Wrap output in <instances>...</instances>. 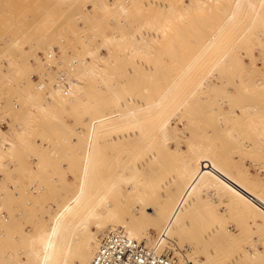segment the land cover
Returning a JSON list of instances; mask_svg holds the SVG:
<instances>
[{
  "label": "rangeland",
  "instance_id": "obj_1",
  "mask_svg": "<svg viewBox=\"0 0 264 264\" xmlns=\"http://www.w3.org/2000/svg\"><path fill=\"white\" fill-rule=\"evenodd\" d=\"M48 51L57 69L79 61L62 88L52 87L44 66ZM0 128V142L9 144L0 150V264L26 263L28 244L19 255L11 245L64 213L82 189L91 201L105 177L140 166L134 180V172L122 174L124 199H107L113 212L105 230L91 224L98 243L117 219L134 221L144 203L149 245L165 231L176 246L161 253L178 264L182 255L206 264L210 253L213 264L226 257L264 264L253 252L264 247V224L241 211L250 202L264 212L261 0H0ZM117 133L126 137L114 140ZM169 180L175 194L141 199ZM131 181L137 191L128 193ZM66 194L70 202H58ZM6 218L15 226L7 229Z\"/></svg>",
  "mask_w": 264,
  "mask_h": 264
},
{
  "label": "bare ground",
  "instance_id": "obj_2",
  "mask_svg": "<svg viewBox=\"0 0 264 264\" xmlns=\"http://www.w3.org/2000/svg\"><path fill=\"white\" fill-rule=\"evenodd\" d=\"M261 2H264V0H261ZM254 15H256V14H254ZM12 44H13V47L19 46L18 45L19 42H17V41H14ZM4 56H8V55L4 54ZM42 58L45 61L44 66L47 69V72L55 77L53 85H52V87L55 89H57V88L59 89V88L64 87L66 80H67L66 69L73 70L79 65L78 60L72 59V60L68 61L66 65H64V69H63V64L61 62H58V67H60V69L55 68L54 51L53 52L48 51L47 53L42 55ZM83 63H85V61H83ZM31 80L34 82L37 90L46 91L48 89V84L45 81L41 80L36 74L31 75ZM70 83L72 84V86L76 85V83L73 81H71ZM69 91H71V89L68 90V92ZM29 98L31 100H36V99L38 100V94H30ZM170 119H167L166 122L168 123V121ZM136 129L137 128L131 129V131L129 133V137H136L137 136ZM163 129L164 130L166 129V123L162 125V130ZM0 131L4 132L1 128H0ZM125 137H126L125 134L117 133L114 137V140L122 141L121 139H123ZM3 140L0 142V150L4 151V149H8L9 144L7 141H5V139H3ZM154 152H156V151H154ZM2 153L3 152L0 151V155ZM155 159H156V154L153 153V154L149 155L148 158H146V163H150V162L154 161ZM143 169H145V166L144 167H142V166L135 167L132 170L130 168H123L122 174L127 173V171H132V172H134V174H132V175L130 174V175H131V178L134 180V178L138 177V174H139L138 172L139 171L142 172ZM122 174H120L119 177L117 176L118 178L105 177L104 180L102 179L103 180V181L101 180L102 186H103L102 192L95 199H93L91 201H87L85 199L86 190L82 189V192H81L82 194H80L79 196H77L73 199L72 203L67 207V209L64 213H59V214H57L58 216H54L52 214L49 224H46V226L44 228L42 227L41 230L36 229L35 232L30 235V237H27V234H24L22 232L20 234L21 235L20 238L17 239L16 242L14 243V245H11V246H13L12 248H13L14 252L19 255V253H20L19 246H22L23 243L28 244V245H23L25 248L24 249L25 250L24 259L26 260V263L22 260L17 259L18 263H16V264H91V262L95 256V253L97 252V250L99 249V247L102 243L103 238L112 231H122L131 240H135L138 243L143 244L144 246L153 249L156 254H158V255L165 254V253H161L162 252L161 249L164 246H168L172 242L171 237L168 238L167 233L165 231H163L162 233H159L156 241L152 244V246L149 245L148 242L151 240L148 237V234H150L149 230L146 229L142 225H143V223L147 222L148 227H149V225L151 226V224L148 222V218H149L148 216H149V212L151 211V207L150 208L148 206L146 207V204H144V203L143 204L138 203L139 205L137 204V206H136L137 212H136V216H135L136 218L134 219V221H132L131 219L126 220L124 218H123V220L117 219L116 224L113 225L108 230V233H106L102 237L101 242L98 243L97 234H95L94 232L91 231V224L93 222L97 226L99 232H103L105 230L107 225L105 224L104 221H106V219L110 218L109 217L110 216L109 211H111V208H112V207L110 208L111 205H109V203L107 201V199L109 197H111L113 195H117V196H119L120 200L124 199L122 197L124 190L122 187V183H121L122 180L121 179L123 178L125 181H127V180L123 177ZM79 180H80V177H79ZM101 181H100V183H101ZM90 183L92 184L94 182L91 181ZM90 183L89 182L86 183V181H85L84 184L86 186H88V185H91ZM171 183H173V181H171V180H169L168 183H166V182L164 183L162 181L156 182L154 184L153 188L147 189L143 193L144 195H143V198H141V199L144 202H146L147 200H150L149 194H154L157 192L160 193V191H162V192L165 191V193L161 194L163 197H166L167 194H168V196L175 194L176 189L173 188L175 186V184L171 185ZM65 184L66 183H64V185ZM130 184L131 185H129V182H126L128 193L133 192L137 189L136 183L134 181H131ZM52 190H53V188H52ZM178 192L180 195H183L187 192V190L184 187L183 188L181 187L178 189L177 193ZM131 194H134V193H131ZM48 196L49 195H47V197ZM69 196H70L69 194H66L65 197H63L62 199L59 198L58 202L61 203L63 200L66 202L67 201L70 202ZM7 198H8V194H7ZM7 198H6V200L8 201ZM134 199L136 200V197H134ZM55 201H57V200H55ZM7 203L9 204V202H6V205H7ZM36 205H37V203H36ZM56 206H58V205H56ZM98 206H100L101 211L105 213L104 216L100 215V212L97 210ZM59 207L60 206H58L56 208L58 209ZM9 210H8V213L11 212ZM63 210H65V209H63ZM241 211L246 216L249 215V217H251V219L254 220V222H252V223H255L254 225L264 224V212L258 213L255 210V207L250 202H244L243 208ZM60 212H62V207H61ZM111 212H113V209ZM145 213H148V215H146ZM11 214L9 216H11ZM6 216H8L7 213H6ZM242 216H243V214H242ZM11 218H13V217H11ZM242 218H244V216ZM251 219H248V217H247L246 221L247 220L250 221ZM6 220H8V218H6ZM243 220L244 219H242L241 221H243ZM8 221H7L8 223L6 222L7 224L6 223L4 224V225H6L7 229H8V225L10 227L12 225L15 226L16 222L13 223V221L12 220L10 221V219ZM248 221L245 222V220H244V224L245 223L248 224L249 223ZM9 223H11V224L13 223V224L10 225ZM244 224H242V225H244ZM16 225H18V224H16ZM14 226H12V227H14ZM244 226H246V225H244ZM6 227H4V228L6 229ZM9 229H11V228H9ZM213 229L216 230L217 228H213ZM9 232H11V231H9ZM11 235H13V234L11 233ZM10 240H12V237ZM11 242H10V244H11ZM4 246L8 247L9 245H4ZM170 246L173 247L176 245H169L168 247H170ZM228 247H227V249H228L227 252H226L227 249L226 250L223 249V251H224L223 253L224 254L226 253L225 256H227V253H229V251H230V248H228ZM253 252H254V254H256L255 258H258V259L264 261V247L260 248L259 245H254ZM210 254H211V256L208 258V262L210 264H213V262H210V261H213L212 257L214 256V253H213V256H212V253H210ZM175 255H178V254H175ZM189 258L182 255L181 260H180V264H204V263L200 262L199 260H197V262L194 263L191 260L192 258H190V259ZM227 258L228 257H226V259ZM242 258L243 257L241 256V259ZM250 258L252 259L253 257H250ZM226 259L223 261L224 264H232L233 263V261H231V259H229V258L227 260ZM172 261H175L174 258L172 259ZM208 262L206 264H209ZM11 264H13V263H11Z\"/></svg>",
  "mask_w": 264,
  "mask_h": 264
},
{
  "label": "built area",
  "instance_id": "obj_3",
  "mask_svg": "<svg viewBox=\"0 0 264 264\" xmlns=\"http://www.w3.org/2000/svg\"><path fill=\"white\" fill-rule=\"evenodd\" d=\"M2 126L4 127L5 124H2ZM91 264L177 263L172 261L169 255H158L153 249L148 248L135 240H131L122 231H112L103 238Z\"/></svg>",
  "mask_w": 264,
  "mask_h": 264
}]
</instances>
